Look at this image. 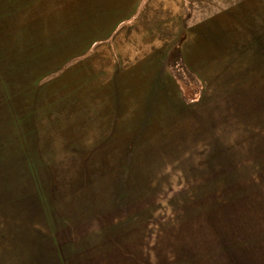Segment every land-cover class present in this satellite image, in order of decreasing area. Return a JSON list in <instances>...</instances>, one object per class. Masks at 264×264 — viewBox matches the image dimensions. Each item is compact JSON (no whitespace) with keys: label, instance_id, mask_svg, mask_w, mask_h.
<instances>
[{"label":"rangeland","instance_id":"1","mask_svg":"<svg viewBox=\"0 0 264 264\" xmlns=\"http://www.w3.org/2000/svg\"><path fill=\"white\" fill-rule=\"evenodd\" d=\"M184 1L111 32L83 0H0V264H264V45L233 86L227 46L190 59Z\"/></svg>","mask_w":264,"mask_h":264},{"label":"crops","instance_id":"2","mask_svg":"<svg viewBox=\"0 0 264 264\" xmlns=\"http://www.w3.org/2000/svg\"><path fill=\"white\" fill-rule=\"evenodd\" d=\"M193 1L195 16L189 22V27H192L195 32L196 37L194 39L197 41L198 48L195 44L190 43V45H194V56L190 57V59L201 61L204 58L203 56L206 52L201 54L199 46L206 47V45L210 44L224 45L227 47H222L221 49L224 48L223 51H227L228 53L217 68H226L231 80L237 76L251 75V69L246 72H232L231 61L232 57L238 54L237 46H240L239 51L242 50L245 53L244 58H247L246 50L251 51L252 49L249 47L264 45V0ZM83 4L88 7L85 8L88 13L89 9H92V13L98 14L97 20H99V25H96V27L105 28L111 32L118 31L120 28L127 29L128 32L130 29H134L136 25L145 26L151 18L153 19V28H158L163 22H166L169 26L165 25V28L169 29L171 17H175V20L178 22L179 18L181 19V16L184 17L185 15L183 14L187 13V5L184 0H83ZM102 13L106 14L105 21L101 20ZM93 19L95 18L93 17ZM145 29L148 31L150 28L148 26ZM180 33L176 30L175 35H173L174 43L178 38L181 39L183 36H186L185 32L181 35ZM170 35L171 32L167 35V39L169 40H171L172 36ZM186 40L187 37L182 41V44L186 43L187 46L188 42ZM166 44L168 45L167 47H171L172 45H170V42ZM233 45L235 47H232ZM208 59H210V62H214L216 57L213 56ZM227 60H230L228 65L227 63H223ZM256 60L262 59L257 58ZM194 66H197V63ZM227 66H230V68L228 69ZM232 85L236 86L235 79L232 81Z\"/></svg>","mask_w":264,"mask_h":264},{"label":"trees","instance_id":"3","mask_svg":"<svg viewBox=\"0 0 264 264\" xmlns=\"http://www.w3.org/2000/svg\"><path fill=\"white\" fill-rule=\"evenodd\" d=\"M196 85V84H195ZM183 86V85H182ZM196 86H199V85H196ZM183 89V95H184V98H186V100H188V101H195L196 100V95L195 96H192L191 94V92H192V90L190 89V87H187V86H184V88H182ZM196 92V91H195Z\"/></svg>","mask_w":264,"mask_h":264}]
</instances>
